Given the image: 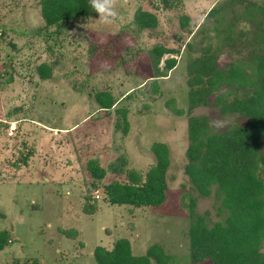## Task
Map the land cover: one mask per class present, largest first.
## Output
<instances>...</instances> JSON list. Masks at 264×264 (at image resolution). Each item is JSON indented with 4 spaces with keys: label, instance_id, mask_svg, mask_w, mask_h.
I'll return each mask as SVG.
<instances>
[{
    "label": "rangeland",
    "instance_id": "rangeland-1",
    "mask_svg": "<svg viewBox=\"0 0 264 264\" xmlns=\"http://www.w3.org/2000/svg\"><path fill=\"white\" fill-rule=\"evenodd\" d=\"M117 11L112 25L92 12L47 35L36 33L40 0H0V264H97L95 248L119 239L149 264H190L189 198L196 214L218 219L214 192L199 196L185 172L188 119L218 132L245 123L214 102L253 82L251 67L264 55V0H127ZM136 12L155 26L139 29ZM206 55L219 71L238 66L243 80L198 82L190 63ZM100 93L112 99L108 110ZM161 145L163 203L111 205L106 186L143 182Z\"/></svg>",
    "mask_w": 264,
    "mask_h": 264
},
{
    "label": "trees",
    "instance_id": "trees-1",
    "mask_svg": "<svg viewBox=\"0 0 264 264\" xmlns=\"http://www.w3.org/2000/svg\"><path fill=\"white\" fill-rule=\"evenodd\" d=\"M166 3V2H165ZM40 10L44 25L37 31L58 33L70 21L90 16L93 12L89 0H40ZM217 8L212 7L207 16H214ZM141 30L155 26V19L148 13L136 12L134 21ZM160 57L163 50L159 47ZM157 62V60H156ZM155 62V63H156ZM215 58L211 55L194 59L190 71L195 72L201 82L224 81L233 83L243 80L238 66L231 65L228 71H219ZM174 60L167 63L171 69ZM252 65L250 64V67ZM253 82L242 94L237 95V86L230 89L228 98L217 95L215 105L222 116L237 115L245 120L238 126H230L224 131H215L205 119H188V147L185 152L187 165L185 172L201 197L214 192L216 207L215 221H209L207 214L194 212L196 199L189 198L188 253L190 264H264L260 244L264 239V55L258 57ZM40 70L47 72L48 66ZM42 72V73H43ZM238 91V90H237ZM198 91H191L194 102ZM102 110L113 106L110 96L100 93L96 96ZM156 164L144 175L141 183H111L105 193L111 205H131L133 207L159 206L165 200L164 181L166 151L161 146L153 149ZM101 177L103 171L93 167ZM214 187V189H211ZM6 243L5 231L0 232V250ZM157 247L148 250L155 256ZM97 264H149L147 256L135 257L130 252L128 241L117 240L111 249L97 246L94 250Z\"/></svg>",
    "mask_w": 264,
    "mask_h": 264
},
{
    "label": "clouds",
    "instance_id": "clouds-1",
    "mask_svg": "<svg viewBox=\"0 0 264 264\" xmlns=\"http://www.w3.org/2000/svg\"><path fill=\"white\" fill-rule=\"evenodd\" d=\"M127 0H89L90 6L99 17V22L104 25H112L119 19L118 6H122Z\"/></svg>",
    "mask_w": 264,
    "mask_h": 264
}]
</instances>
